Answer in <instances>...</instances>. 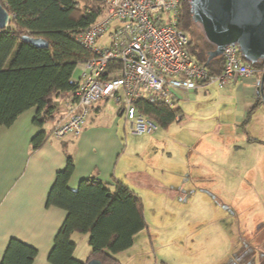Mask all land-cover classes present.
I'll use <instances>...</instances> for the list:
<instances>
[{"label":"trees","instance_id":"1","mask_svg":"<svg viewBox=\"0 0 264 264\" xmlns=\"http://www.w3.org/2000/svg\"><path fill=\"white\" fill-rule=\"evenodd\" d=\"M0 3L10 17L8 25L0 28V127L10 126L31 107H36L33 122L41 126L54 118L55 99L74 91L71 78L77 64L93 56L77 37L98 18L103 6L92 0H0ZM179 12V26L188 35V52L210 73H220L222 54L207 60L214 46L192 22L188 0L180 4ZM23 36L42 38L47 45L35 46ZM252 66L261 77L264 60ZM134 104L139 113L158 127L166 128L181 120L180 108L172 103L138 100ZM45 138L43 131L36 133L31 140L32 149L38 148ZM73 169L68 155L66 166L56 173L48 195V205L67 211L48 260L52 264H86L90 259H99L102 263L121 264L117 254L132 246L135 234L146 226L141 198L121 180L109 187L94 176L84 178L76 189H70L67 181ZM73 233L89 234L90 252L85 260L73 256L76 245L71 238ZM36 254L35 247L11 238L0 264H32Z\"/></svg>","mask_w":264,"mask_h":264},{"label":"crops","instance_id":"2","mask_svg":"<svg viewBox=\"0 0 264 264\" xmlns=\"http://www.w3.org/2000/svg\"><path fill=\"white\" fill-rule=\"evenodd\" d=\"M108 39L107 37V40L100 44L106 43ZM75 69L79 68L76 66ZM74 73L72 78L78 77ZM258 78L259 76L239 78L222 86L206 83L191 91H180L178 94L192 100H181L177 96L173 98L176 104L173 107L180 108L182 120L183 115L187 117L185 110L196 104L201 110L197 115H191L190 119L203 121L208 116L206 102H215L212 97L217 94L222 97L223 103L230 104L235 109L231 117L232 122L247 124L252 121V126L255 127L253 121L260 120L264 126V100L258 93ZM110 100L112 99L94 103L81 131L78 134L69 133L62 139L53 138L51 130L58 122L77 110L76 99L71 92H65L55 99L56 107L52 111L54 118L46 120L41 126L33 122L36 107H31L21 113L10 126L0 127V263L9 240L17 238L36 248L37 254L32 264H52L48 255L67 211L48 205L47 199L56 173L64 169L68 155L74 166L67 181L70 189H76L84 178L91 176L113 187L117 180L128 185L127 181L134 172L131 164L132 141H137L140 137L137 143L142 145V160L148 155L147 150L151 144H164L158 138L159 133L132 134L124 114L119 111V106L114 100ZM225 118H230V114H225ZM251 129L256 131V128L251 127L248 131H238L235 127L223 134L222 141L240 140V143L235 142L233 145L214 143L220 139L216 134L212 142L208 141L206 137L211 130H203L190 144L187 162L195 168L206 167L204 163H210L221 169L228 166L230 160L227 157L230 156L234 162L233 167L238 169L236 176L243 181L241 183L252 184L258 180L264 184V136L252 132ZM40 131L44 132L46 138L38 148L32 149L31 140ZM244 142L246 143L242 145ZM159 145L156 146L160 147ZM230 149L233 155H227ZM144 169L140 175L151 173L149 169ZM199 172L203 173L200 170ZM257 223L253 222L258 226ZM258 227L259 233L264 232ZM88 237L87 233L71 235L76 242L74 257L81 260L87 258L90 252ZM260 239L264 242V235L260 236ZM80 244H87L88 248L82 255L77 253Z\"/></svg>","mask_w":264,"mask_h":264},{"label":"rangeland","instance_id":"3","mask_svg":"<svg viewBox=\"0 0 264 264\" xmlns=\"http://www.w3.org/2000/svg\"><path fill=\"white\" fill-rule=\"evenodd\" d=\"M108 34L109 30L97 44L107 40ZM74 72L78 76L80 70ZM212 99L215 102H206L207 119H190L201 110L192 104L185 110L189 120L183 115L180 122L153 131L159 133L158 138L164 144L157 143L160 147L151 144L143 160L142 145L137 143L140 137L132 141L134 172L127 184L142 200L146 226L134 236L132 247L117 254L121 264H264V242L260 239L264 232H258V226L264 231V184L258 180L241 183L230 156L228 166L221 169L210 163L195 168L187 162L190 144L203 130H211L206 137L208 141L212 142L215 134L219 136L214 142L217 144L240 143L238 139H221L235 127L238 131L256 128L252 132L264 136L260 120L253 121L255 127L252 121L232 122L235 109L223 103L220 95L214 94ZM173 105H176L174 101ZM228 113L230 118H225ZM227 155H233L231 149ZM144 168L151 173L140 175ZM87 249V244H80L77 253L82 255Z\"/></svg>","mask_w":264,"mask_h":264},{"label":"built area","instance_id":"4","mask_svg":"<svg viewBox=\"0 0 264 264\" xmlns=\"http://www.w3.org/2000/svg\"><path fill=\"white\" fill-rule=\"evenodd\" d=\"M92 1L100 2L103 11L77 38L93 56L77 64L80 73L71 78L77 110L53 127V138L78 134L94 103L107 99L119 106L132 134H150L158 126L137 111L135 101L172 103L180 91L201 84L222 86L259 76L251 63L241 59L237 45L223 49V66L217 74L188 52V35L179 26V6L184 0ZM107 30L108 41L97 44Z\"/></svg>","mask_w":264,"mask_h":264},{"label":"water","instance_id":"5","mask_svg":"<svg viewBox=\"0 0 264 264\" xmlns=\"http://www.w3.org/2000/svg\"><path fill=\"white\" fill-rule=\"evenodd\" d=\"M191 19L206 41L214 48L208 52L207 60L222 54L230 44L237 45L241 57L251 64L264 60V0H189ZM10 21L7 10L0 3V28ZM35 46H46L39 37L23 36ZM264 72L258 83V93L263 94ZM86 264L102 263L90 259Z\"/></svg>","mask_w":264,"mask_h":264}]
</instances>
